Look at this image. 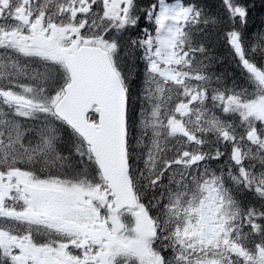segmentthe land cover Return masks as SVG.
Masks as SVG:
<instances>
[{"label": "snow or ice", "instance_id": "6c2138e0", "mask_svg": "<svg viewBox=\"0 0 264 264\" xmlns=\"http://www.w3.org/2000/svg\"><path fill=\"white\" fill-rule=\"evenodd\" d=\"M213 8L0 0V264H264V19Z\"/></svg>", "mask_w": 264, "mask_h": 264}, {"label": "trees", "instance_id": "16d2710c", "mask_svg": "<svg viewBox=\"0 0 264 264\" xmlns=\"http://www.w3.org/2000/svg\"><path fill=\"white\" fill-rule=\"evenodd\" d=\"M205 3L208 5L209 10H214L213 6L216 3V0H205ZM257 5V11L253 14V20L250 23V27H253V31L258 30L260 21L264 19V5L261 4V0H255ZM211 48V55L216 58V63L213 66V71L217 75H223L227 78L229 85L232 82V79L239 76V72L236 68L235 63L229 55L228 49L223 45L222 42H214L212 45H209Z\"/></svg>", "mask_w": 264, "mask_h": 264}]
</instances>
